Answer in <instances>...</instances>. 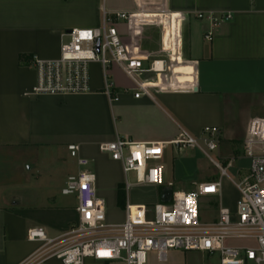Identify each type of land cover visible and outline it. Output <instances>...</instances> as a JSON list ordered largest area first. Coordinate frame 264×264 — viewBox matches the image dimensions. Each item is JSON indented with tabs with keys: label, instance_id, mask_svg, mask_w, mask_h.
<instances>
[{
	"label": "crops",
	"instance_id": "crops-1",
	"mask_svg": "<svg viewBox=\"0 0 264 264\" xmlns=\"http://www.w3.org/2000/svg\"><path fill=\"white\" fill-rule=\"evenodd\" d=\"M5 1L26 0H0V264H21L39 248L40 244L26 240L27 230L41 228L55 239L76 221L75 198L68 205L60 194L66 178L81 171L69 156L68 146L78 147L79 156L91 164L86 170L95 177L98 198L105 206L116 207L122 204L121 199L118 205L117 195L122 188L121 166L101 152L100 146L116 139L164 144L165 185L147 188L155 190L157 202L166 203L170 193L166 184L173 183L176 168L166 156V148H174L168 143L181 131L198 136L204 128H218L215 155L223 168L229 162L230 167L220 180L219 195L200 198L199 216L209 223L219 209L235 211L238 191L234 183L249 168L243 153L247 125L253 118H264V0H105L112 12L134 13L137 4L148 6L135 16L138 22L150 24L141 28L137 47L158 59L168 53L169 75L172 84L179 86L154 92L151 98L133 99L128 91L130 81L117 67H111L109 75L119 95L114 104L103 94L98 64L90 65L89 94L54 97L30 93L36 79L33 58L55 60L61 34L98 28L99 0H72V6L65 3L56 21L24 9H8L2 5ZM226 13L232 19L215 28L196 17ZM151 27L159 30L153 50L144 42ZM117 29L129 45L125 24L119 23ZM182 30L184 55L180 50ZM208 32L212 33L210 40H205ZM156 72H163L161 63ZM167 84L163 80L162 87L168 90ZM196 159L201 158L196 155ZM208 176L204 174L209 178L206 182H215V177ZM204 211L210 214L207 220L202 219Z\"/></svg>",
	"mask_w": 264,
	"mask_h": 264
},
{
	"label": "built area",
	"instance_id": "built-area-1",
	"mask_svg": "<svg viewBox=\"0 0 264 264\" xmlns=\"http://www.w3.org/2000/svg\"><path fill=\"white\" fill-rule=\"evenodd\" d=\"M146 7V4L142 8L137 4V12ZM99 11L98 28L71 29L61 34L57 59L33 58L31 66L36 79L32 95L89 94L92 64L101 68L103 94L111 104L119 100L109 75L111 67H117L130 81L132 87L128 91L133 99L151 98L154 92L179 87L172 84L169 56L167 60L158 59L137 47L141 28L150 24L138 22L137 12L108 10L105 0L100 1ZM196 17L207 20L211 28L232 19L229 13L196 14ZM119 23L126 26L129 45L119 35ZM211 34L208 32L204 39L210 40ZM145 61H148L147 67ZM159 63L163 72H156ZM163 80L170 89L162 87ZM218 141L219 129L215 127L204 128L198 136L181 131L168 145L177 150L200 152L218 170L219 180L198 184L193 192L173 191V183H167L171 193L166 203L131 206L126 201L121 223H107L105 205L95 190V177L86 170L89 162L79 156L78 147L68 146L69 156L81 171L66 178L60 194L75 198L76 221L55 239L48 238L41 228L27 230L26 240L40 246L21 264H42L51 259L61 264H83L87 259L96 264H167L169 253L178 251L216 256L217 264H264V118H253L247 125L243 153L249 160V168L247 175L234 183L238 191L235 211L219 209L214 221L204 223L199 216V200L219 195L220 180L227 176L226 168L230 167V162L223 168L211 158ZM100 151L120 164L126 194L133 186L161 188L165 185L164 144L116 139L102 144ZM129 175L133 176L132 183ZM230 241H246L251 246H225Z\"/></svg>",
	"mask_w": 264,
	"mask_h": 264
},
{
	"label": "rangeland",
	"instance_id": "rangeland-1",
	"mask_svg": "<svg viewBox=\"0 0 264 264\" xmlns=\"http://www.w3.org/2000/svg\"><path fill=\"white\" fill-rule=\"evenodd\" d=\"M65 3H69L71 6L73 5L72 0H65L63 4H59L56 0H26V1H5L2 3L3 7H6L11 10L16 9H24L30 12L32 15L39 16L45 19H52L56 21L59 17H61L60 10L61 6H64ZM100 3V0H99ZM84 5H88L85 3ZM101 19V16H100ZM146 35L145 43H147L152 50L155 49V45H157V40L159 36V30L157 28L151 27ZM161 36V32H160ZM182 37V51L184 52V36L183 30L181 31ZM193 37V35H192ZM193 42V38H192ZM146 45V44H145ZM184 55V54H183ZM168 53L162 54V59L167 60ZM171 68L172 64H168ZM171 72V71H170ZM171 74V73H170ZM167 157L174 162L176 168L175 171L172 172L171 179L173 180V191H193L195 189L194 186L198 185L201 182L209 181V178H205L204 174H207L211 177H215V181L219 178L218 170L210 163L208 159H206L200 152L197 150L191 149H183L180 151L174 150V148L169 147L166 148ZM196 155L200 156L201 159H196ZM211 158L217 162L220 166H224L222 161L218 159L215 155V152L211 153ZM196 159V160H195ZM191 160L196 162L195 169L192 168ZM192 161V162H194ZM113 162V161H112ZM117 163V162H115ZM119 164V163H118ZM91 166V164H90ZM90 166H88L90 168ZM113 173V172H112ZM117 175V172H115ZM208 176V177H209ZM121 189L123 191L122 196V204L116 207L105 206L106 210V220L107 223H121L124 219V206L126 205V201L131 206H139V205H153L157 201L155 200L156 194L155 190L142 186H133L128 191V194L124 191V176L121 172ZM129 182H133V176H128ZM162 196V195H161ZM67 204L70 205L72 202V197H64ZM205 212V211H204ZM209 215L207 212L202 215V219H209ZM225 246L232 247H250L251 244L246 241H230L226 242ZM42 264H61L59 261L55 259L47 260ZM83 264H96L92 260H85ZM167 264H217V257L210 256L209 254H201V253H183V252H171L168 255V263Z\"/></svg>",
	"mask_w": 264,
	"mask_h": 264
},
{
	"label": "trees",
	"instance_id": "trees-1",
	"mask_svg": "<svg viewBox=\"0 0 264 264\" xmlns=\"http://www.w3.org/2000/svg\"><path fill=\"white\" fill-rule=\"evenodd\" d=\"M118 205L120 204L119 201L122 199V196H123V191L121 188H118Z\"/></svg>",
	"mask_w": 264,
	"mask_h": 264
},
{
	"label": "water",
	"instance_id": "water-1",
	"mask_svg": "<svg viewBox=\"0 0 264 264\" xmlns=\"http://www.w3.org/2000/svg\"><path fill=\"white\" fill-rule=\"evenodd\" d=\"M171 193V192H170ZM170 193H169V198H170Z\"/></svg>",
	"mask_w": 264,
	"mask_h": 264
}]
</instances>
